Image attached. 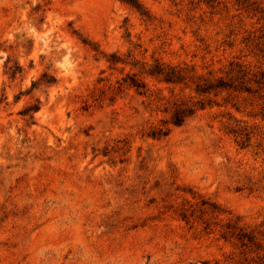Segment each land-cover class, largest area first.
<instances>
[{
	"label": "rangeland",
	"instance_id": "rangeland-1",
	"mask_svg": "<svg viewBox=\"0 0 264 264\" xmlns=\"http://www.w3.org/2000/svg\"><path fill=\"white\" fill-rule=\"evenodd\" d=\"M136 2L0 0V264H254L220 233L264 242L263 98L151 137L189 93L141 69L264 74V0Z\"/></svg>",
	"mask_w": 264,
	"mask_h": 264
},
{
	"label": "trees",
	"instance_id": "trees-1",
	"mask_svg": "<svg viewBox=\"0 0 264 264\" xmlns=\"http://www.w3.org/2000/svg\"><path fill=\"white\" fill-rule=\"evenodd\" d=\"M120 1L140 13L136 0ZM141 72L154 78L158 83L172 87L179 86L180 90L186 89L189 93L186 100L174 101L168 111L163 110L168 112V118L162 120L157 127L150 129L147 135L151 137L165 136L170 126L183 124L197 109H203L206 105L220 106L230 103L233 106L235 102L231 101L242 94L263 98L262 110L264 111V74L252 70L249 66H225L218 75L210 72L197 73L193 66H153L149 69L142 68ZM121 85L134 88L143 95L147 91L146 83L134 75L122 78L119 87ZM169 91L172 92L173 89ZM225 129L234 136V141L240 147L244 146L247 133L233 126H226ZM203 222L204 229H208L209 222ZM221 227L220 237L226 241H234L241 248L240 254L243 261L264 264V242L257 237V231L243 227L238 221H228Z\"/></svg>",
	"mask_w": 264,
	"mask_h": 264
}]
</instances>
